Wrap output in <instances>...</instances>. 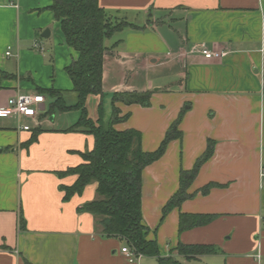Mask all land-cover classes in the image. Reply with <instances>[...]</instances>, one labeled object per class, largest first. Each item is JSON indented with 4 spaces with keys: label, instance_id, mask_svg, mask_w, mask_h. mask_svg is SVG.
Returning <instances> with one entry per match:
<instances>
[{
    "label": "crops",
    "instance_id": "1",
    "mask_svg": "<svg viewBox=\"0 0 264 264\" xmlns=\"http://www.w3.org/2000/svg\"><path fill=\"white\" fill-rule=\"evenodd\" d=\"M99 3L133 25L114 42L105 40L106 117L115 92H152L149 106L117 103L121 116H129L115 124L117 130L140 131L143 150L152 152L185 110L182 137L143 170L148 237L158 241L162 256L184 264H264V0ZM52 4L0 0V107L18 93L38 89L61 91L67 104L77 101L66 67L78 52L66 44ZM202 46L225 55L207 59ZM43 95L45 113L54 98ZM99 100L96 96V106ZM80 114L71 110L42 117L43 131L28 148L23 144L32 131L0 117V264H130L122 253L125 242L103 236L99 218L78 211L99 198L96 182L63 200L60 185L73 184L77 176L58 172L78 165L80 152L94 146L92 134L67 131ZM210 140L214 151L188 187L191 196L164 215L180 189L181 172L195 167ZM210 183L216 186L201 192ZM182 213L213 219L180 232ZM179 242L212 244L218 252L186 259L178 253ZM134 264L157 260L141 255Z\"/></svg>",
    "mask_w": 264,
    "mask_h": 264
},
{
    "label": "trees",
    "instance_id": "2",
    "mask_svg": "<svg viewBox=\"0 0 264 264\" xmlns=\"http://www.w3.org/2000/svg\"><path fill=\"white\" fill-rule=\"evenodd\" d=\"M51 9L60 22L66 44L78 52L77 58L66 67L73 82V91L77 94V101L74 104H67L61 91L38 89L39 93H46L54 98L49 110L41 118L57 112L79 110L81 112L79 119L67 131L94 136L93 148L80 152L82 162L58 172L60 177L77 176L73 184L60 185V190L64 192L63 200L69 201L73 196L81 195L89 184L96 182L99 198L83 203L78 207V211L98 217L103 236L121 239L138 254L155 257L157 264H184L182 260L172 255L162 256L158 241L148 237L149 228L144 223L142 214V174L146 166L163 156L172 140L182 137L180 123L185 110L181 111L169 127L158 149L145 152L140 131L136 129L121 131L115 128L116 123L124 121L129 116V114L121 116L116 104L122 102L128 105L138 103L149 106L152 92H115L112 113L108 119L102 100L104 57L109 50L105 40L112 39L117 33L133 25L123 17L110 14L100 5L99 0H53ZM93 95L100 97L97 118L90 115L87 106L89 98ZM42 131L41 126L34 128L30 138L23 144L24 147L28 148L36 142ZM214 146L215 142L210 140L206 152L198 159L195 167L190 171L181 172L180 189L166 204L164 215L191 196L187 189L202 164L212 155ZM214 186L216 184L210 183L203 187L201 192L208 193ZM212 219V215L182 213L179 230L182 232L207 224ZM19 227L24 228L22 213ZM177 250L179 255L186 259L218 252L212 244L182 242H179Z\"/></svg>",
    "mask_w": 264,
    "mask_h": 264
},
{
    "label": "built area",
    "instance_id": "3",
    "mask_svg": "<svg viewBox=\"0 0 264 264\" xmlns=\"http://www.w3.org/2000/svg\"><path fill=\"white\" fill-rule=\"evenodd\" d=\"M37 48H41L36 45ZM200 52L207 59L221 58L225 55L224 51L209 50L205 46L200 47ZM8 49L6 55H10ZM46 101V97L39 93H18L8 99L6 105L0 107V117H11L15 119L17 127L22 131H32L34 128L42 125L41 116L44 111L41 108ZM264 175V169L262 170ZM122 253L126 256L130 264L141 255L132 250L129 246L122 247Z\"/></svg>",
    "mask_w": 264,
    "mask_h": 264
},
{
    "label": "rangeland",
    "instance_id": "4",
    "mask_svg": "<svg viewBox=\"0 0 264 264\" xmlns=\"http://www.w3.org/2000/svg\"><path fill=\"white\" fill-rule=\"evenodd\" d=\"M159 26H160L159 31L163 33V26H162V24H160ZM120 37H121V32L117 33L116 36H114V37L111 39V41L114 42L116 39H118V38H120ZM98 98H99V96H98ZM96 102H97V101H96V96L93 95V96L90 98V103H89V112H90V115H91L93 118H97V116H98V110H97ZM49 108H50V106H49ZM49 108L47 109V111L49 110ZM57 114H58V112H57ZM109 114H111V113H109ZM109 114H108V115H109ZM108 115H107L106 119L109 118ZM48 116H49V115H48ZM12 123H14V122H12ZM149 259H150V258H147V261H150Z\"/></svg>",
    "mask_w": 264,
    "mask_h": 264
},
{
    "label": "water",
    "instance_id": "5",
    "mask_svg": "<svg viewBox=\"0 0 264 264\" xmlns=\"http://www.w3.org/2000/svg\"><path fill=\"white\" fill-rule=\"evenodd\" d=\"M45 35V34H44Z\"/></svg>",
    "mask_w": 264,
    "mask_h": 264
}]
</instances>
